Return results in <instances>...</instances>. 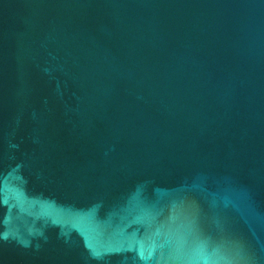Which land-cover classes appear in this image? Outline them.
Wrapping results in <instances>:
<instances>
[{"label": "water", "instance_id": "obj_1", "mask_svg": "<svg viewBox=\"0 0 264 264\" xmlns=\"http://www.w3.org/2000/svg\"><path fill=\"white\" fill-rule=\"evenodd\" d=\"M0 264H264V0H0Z\"/></svg>", "mask_w": 264, "mask_h": 264}]
</instances>
